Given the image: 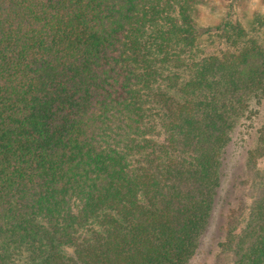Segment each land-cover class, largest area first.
Returning a JSON list of instances; mask_svg holds the SVG:
<instances>
[{
	"label": "trees",
	"instance_id": "trees-1",
	"mask_svg": "<svg viewBox=\"0 0 264 264\" xmlns=\"http://www.w3.org/2000/svg\"><path fill=\"white\" fill-rule=\"evenodd\" d=\"M242 2L206 27L196 0H0V264H188L264 93ZM261 159L264 125L215 264H264Z\"/></svg>",
	"mask_w": 264,
	"mask_h": 264
},
{
	"label": "rangeland",
	"instance_id": "rangeland-1",
	"mask_svg": "<svg viewBox=\"0 0 264 264\" xmlns=\"http://www.w3.org/2000/svg\"><path fill=\"white\" fill-rule=\"evenodd\" d=\"M197 23L201 26H218L227 16L231 0H196ZM237 15L243 18L246 31L264 45V3L262 0H243L236 8ZM228 46L216 39H203L201 48L205 52L219 53ZM250 115V118L247 117ZM264 125V93L253 98L247 109L241 126L233 133L230 143L222 155L224 182L222 184L221 201L212 211L206 229L197 241V248L188 264H215L220 253V242L226 239L227 224H235L236 233H240L247 221L251 203V178L246 171L249 153L257 145V137ZM258 168H264V159L259 160Z\"/></svg>",
	"mask_w": 264,
	"mask_h": 264
}]
</instances>
